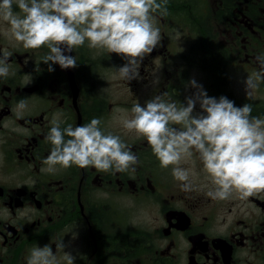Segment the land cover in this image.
<instances>
[{
    "label": "flooded vegetation",
    "instance_id": "obj_1",
    "mask_svg": "<svg viewBox=\"0 0 264 264\" xmlns=\"http://www.w3.org/2000/svg\"><path fill=\"white\" fill-rule=\"evenodd\" d=\"M166 7L167 15L153 14L162 43L144 59L143 79L130 83L115 78L121 57L87 42L66 53L77 68L54 65L49 73L40 60L47 47L24 49L4 35L8 25L0 21V49L12 52L9 76L0 77V264H27L31 248L50 242L58 264H66L65 252L75 264H264V193L214 201L202 172L190 177L194 191H181L172 166L161 168L146 140L119 122V110L130 115L134 102L162 93L179 107L195 91L186 88L191 79L209 96L250 103L251 115L264 117V81L250 99L243 83L261 71L264 0H167ZM13 10L19 13L15 4ZM21 99L27 109L17 118ZM54 114L61 128L101 118V128L138 157L135 171L59 165L55 173L41 171ZM194 161L203 168L194 150L180 166ZM61 239L66 247L57 251Z\"/></svg>",
    "mask_w": 264,
    "mask_h": 264
},
{
    "label": "clouds",
    "instance_id": "obj_2",
    "mask_svg": "<svg viewBox=\"0 0 264 264\" xmlns=\"http://www.w3.org/2000/svg\"><path fill=\"white\" fill-rule=\"evenodd\" d=\"M167 0H0V21L8 27L4 35L26 50L47 47L40 60L47 71L78 67L76 57L66 54L85 45L89 49L116 54L125 63L115 67V78L130 83L141 80L140 68L144 59L161 45L160 28L155 25L154 13L167 15ZM19 9L14 12L13 5ZM12 52L0 49V77L9 76ZM261 71L243 81L246 99L264 81V54L256 57ZM154 76L151 83L159 84ZM27 83H31L28 81ZM195 91L185 97L179 107L164 99L162 93L142 105L134 102L130 115L119 110V122L126 133L143 137L163 169L172 166L174 180L181 182V191H194L191 169L181 167L198 153L210 185L206 195L214 201L232 198L247 200L264 193V117H254L252 105L236 106L226 96H209L195 79L186 88ZM199 105V111L196 106ZM27 101L17 102V118L23 117ZM59 114H54L45 137L51 145L41 163V171L55 173L56 166L68 169L95 168L102 173L134 172L138 157L119 135L106 133L102 120L93 117L75 127L61 128ZM172 125H180L177 128ZM77 233L73 232L75 239ZM57 251L66 247L63 239L55 244ZM76 257L64 253L66 264H75ZM27 264H58L51 242L34 246L26 257Z\"/></svg>",
    "mask_w": 264,
    "mask_h": 264
},
{
    "label": "rangeland",
    "instance_id": "obj_3",
    "mask_svg": "<svg viewBox=\"0 0 264 264\" xmlns=\"http://www.w3.org/2000/svg\"><path fill=\"white\" fill-rule=\"evenodd\" d=\"M199 166H201V164H199L197 161H194V162H190L189 164H188V169H191V171H192V173H193V175L194 174H197L198 172H202V173H204L203 171H202V168L201 169H198L199 168ZM192 176V175H191ZM190 176V177H191Z\"/></svg>",
    "mask_w": 264,
    "mask_h": 264
}]
</instances>
